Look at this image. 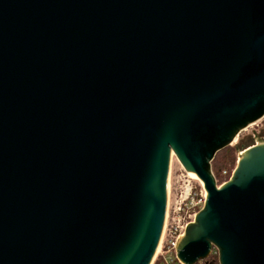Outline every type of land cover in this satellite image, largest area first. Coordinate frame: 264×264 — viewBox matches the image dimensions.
I'll use <instances>...</instances> for the list:
<instances>
[{"label":"water","instance_id":"obj_1","mask_svg":"<svg viewBox=\"0 0 264 264\" xmlns=\"http://www.w3.org/2000/svg\"><path fill=\"white\" fill-rule=\"evenodd\" d=\"M263 116L264 0H0V264H151L173 153L178 258L264 264V138L211 170Z\"/></svg>","mask_w":264,"mask_h":264},{"label":"rangeland","instance_id":"obj_2","mask_svg":"<svg viewBox=\"0 0 264 264\" xmlns=\"http://www.w3.org/2000/svg\"><path fill=\"white\" fill-rule=\"evenodd\" d=\"M260 133L264 134V116L242 129L231 144L225 146L215 154L216 168L213 167L211 162V170L216 174L215 176L218 185L226 182L233 174L240 157V152L236 149V146H246L258 142L256 135L261 138ZM231 151L234 152L235 155L234 163L231 162V157L229 158V153ZM203 192L204 187L199 178H193L189 172L184 169L176 155L173 153L171 155L168 177L169 212L172 214L180 200L183 197H186L189 193H191L196 199H199ZM217 263L219 264L218 259Z\"/></svg>","mask_w":264,"mask_h":264},{"label":"built area","instance_id":"obj_3","mask_svg":"<svg viewBox=\"0 0 264 264\" xmlns=\"http://www.w3.org/2000/svg\"><path fill=\"white\" fill-rule=\"evenodd\" d=\"M205 200V189L199 199H196L189 193L180 200L172 214L169 212L167 201L164 232L151 264H185L177 256L176 242L179 236L181 238L184 235L187 225L194 221L196 214L203 207ZM212 254L218 255L216 248L212 249L209 257ZM195 264H205V260H199Z\"/></svg>","mask_w":264,"mask_h":264},{"label":"trees","instance_id":"obj_4","mask_svg":"<svg viewBox=\"0 0 264 264\" xmlns=\"http://www.w3.org/2000/svg\"><path fill=\"white\" fill-rule=\"evenodd\" d=\"M233 150V149H232ZM234 155V152H230L229 153V158L231 159V162L232 163H234V161H235V155ZM212 165H213V167L214 168H216V164H215V158L212 160ZM214 174V173H213ZM216 174H214V176H215ZM217 176H218V174H217ZM215 178H216V176H215ZM217 259H218V255L217 254H212L209 258H208V262H209V264H218L217 263Z\"/></svg>","mask_w":264,"mask_h":264},{"label":"flooded vegetation","instance_id":"obj_5","mask_svg":"<svg viewBox=\"0 0 264 264\" xmlns=\"http://www.w3.org/2000/svg\"><path fill=\"white\" fill-rule=\"evenodd\" d=\"M255 134H256V133H255ZM263 135H264L263 133H260V137H261V138H263V137H264Z\"/></svg>","mask_w":264,"mask_h":264},{"label":"bare ground","instance_id":"obj_6","mask_svg":"<svg viewBox=\"0 0 264 264\" xmlns=\"http://www.w3.org/2000/svg\"><path fill=\"white\" fill-rule=\"evenodd\" d=\"M190 174V173H189ZM193 178H198L197 176L191 175Z\"/></svg>","mask_w":264,"mask_h":264}]
</instances>
